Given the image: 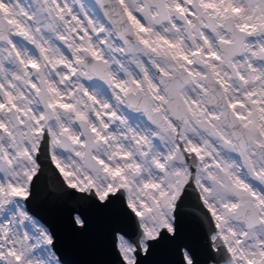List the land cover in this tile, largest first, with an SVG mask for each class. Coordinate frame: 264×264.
Listing matches in <instances>:
<instances>
[{
    "label": "snow or ice",
    "instance_id": "obj_1",
    "mask_svg": "<svg viewBox=\"0 0 264 264\" xmlns=\"http://www.w3.org/2000/svg\"><path fill=\"white\" fill-rule=\"evenodd\" d=\"M0 264H264V0H0Z\"/></svg>",
    "mask_w": 264,
    "mask_h": 264
},
{
    "label": "water",
    "instance_id": "obj_2",
    "mask_svg": "<svg viewBox=\"0 0 264 264\" xmlns=\"http://www.w3.org/2000/svg\"><path fill=\"white\" fill-rule=\"evenodd\" d=\"M47 205H45V211L42 212V214L44 215L46 221H51L53 223L56 224L57 228L61 231V233L63 234V224L61 222V220L57 217V216H54V215H51L49 214L47 211ZM61 250L65 253V255L68 254V250H67V246L66 245H62V248Z\"/></svg>",
    "mask_w": 264,
    "mask_h": 264
}]
</instances>
